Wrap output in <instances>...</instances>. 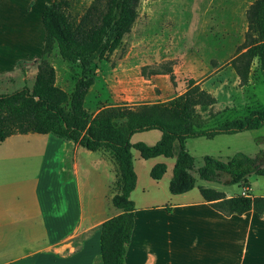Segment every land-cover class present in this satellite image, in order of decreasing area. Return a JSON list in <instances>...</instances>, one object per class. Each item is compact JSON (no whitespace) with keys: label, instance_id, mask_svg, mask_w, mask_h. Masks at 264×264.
Segmentation results:
<instances>
[{"label":"rangeland","instance_id":"rangeland-1","mask_svg":"<svg viewBox=\"0 0 264 264\" xmlns=\"http://www.w3.org/2000/svg\"><path fill=\"white\" fill-rule=\"evenodd\" d=\"M65 1L68 3L66 14L71 20H78L92 2ZM253 1L139 0L135 7V20L128 33L123 36L119 47L107 58L94 61L90 73L93 84L84 98V109L94 115L105 108L137 110L143 105L166 102L184 93L189 79L215 99L210 108L196 109L200 117L205 119L207 127H214L225 120L245 116L251 110L264 108V83L257 58L250 64L246 85L239 84L233 69L232 72H222L218 78L213 76L217 68L223 65L227 67L233 58L245 51L246 11ZM25 3L26 0H0V94L10 93L22 86L31 88L34 81L36 65L43 47L44 29L41 18L38 21L36 18L37 23L32 21V24L25 25L27 20L24 22L22 17ZM9 8L14 10L13 16L8 17L12 23L3 21V17L8 16L6 12ZM34 31L36 35L33 34ZM17 61H22L20 68L16 66ZM48 62L54 68L55 86L70 93L79 77L77 65L62 60L55 48L50 53ZM27 135L34 134H13L0 144V175H21L26 169L30 173L31 169L41 167L37 193L40 202H55V211H60L64 204L59 202V178L55 171L60 152L52 153L53 147H47L43 158L41 153L35 157V146L25 139ZM48 137L53 139L52 135ZM159 138L160 132L152 130L138 133L132 142L139 139V142L155 144ZM185 148L194 159L195 169L201 166L203 156L226 161L237 152L258 157L264 165V124L257 130L216 136L211 140L188 139ZM174 151L176 152V148ZM13 152L18 154L17 162L9 164L5 159ZM99 153L93 152L92 158ZM102 153L111 157L108 152ZM53 154L57 156L53 158ZM132 156L138 186L145 188L143 195L139 190L135 194L137 206L140 205L142 196L147 199L142 204L153 201L156 204L169 205L167 180L171 176L174 158L157 159L166 164L167 171L158 186H154L155 181L144 170V164H149L152 160H142L134 150ZM81 158L88 162V158ZM115 173L117 178L116 165ZM191 174L195 179L190 194L192 196H199L200 187L223 192L225 197L264 195V176L249 175L246 182L226 184L227 176L222 178L223 183H213L200 180L194 171ZM21 178L19 176V182ZM98 178L99 186L103 184V189L107 181L105 173L99 174ZM68 180L70 182L65 189L66 206L69 212L74 211L76 215L74 182L73 179ZM44 184L52 187L50 191L42 193L41 187ZM110 209L112 211V206L104 210V215H108ZM173 218L164 219L163 223L168 226L177 225L179 219ZM235 221L244 223L246 219H232L226 225L233 226ZM86 247L92 252L95 248L99 251V232L91 236Z\"/></svg>","mask_w":264,"mask_h":264},{"label":"trees","instance_id":"trees-1","mask_svg":"<svg viewBox=\"0 0 264 264\" xmlns=\"http://www.w3.org/2000/svg\"><path fill=\"white\" fill-rule=\"evenodd\" d=\"M139 0H92L78 20L66 14L65 0H52L41 12L44 29L42 51L36 65L31 88L22 86L10 93L0 94V143L13 134H51L71 141L90 152H108L117 169L111 188V205L119 211L99 226V254L102 264H124L125 248L134 226V203L130 198L135 188L132 150L143 160L156 157L173 158L168 192L182 195L191 191L195 179L226 184L246 182L249 175L264 176V165L258 157L242 152L226 161L203 156L202 164L194 168V159L185 148L187 139H213L259 129L264 124V108L251 110L247 115L225 120L207 127L197 108L211 107L214 97L187 81L179 96L166 102L140 106L137 110L112 107L91 115L83 107L84 98L93 84L90 76L95 60H103L121 44L130 30ZM247 32L245 51L230 61L240 85H246L252 60L259 61L264 83V0H254L246 11ZM59 57L77 65L79 77L70 93L55 86L54 68L48 62L53 49ZM22 61H17L20 68ZM157 130L159 140L153 145L132 144L133 134ZM176 148V152L174 151ZM164 163L149 170V177L158 181L165 173ZM204 202L225 216L242 215L250 210L264 213V197L232 196L210 188H198ZM169 208H166L168 210Z\"/></svg>","mask_w":264,"mask_h":264},{"label":"crops","instance_id":"crops-1","mask_svg":"<svg viewBox=\"0 0 264 264\" xmlns=\"http://www.w3.org/2000/svg\"><path fill=\"white\" fill-rule=\"evenodd\" d=\"M51 1L26 0L22 13L24 22L27 20L25 25L32 24V21L37 23L36 18L40 20L44 6ZM6 14L8 16L5 15L3 21L12 23L8 17L13 16L14 10L9 8ZM33 34L36 35V31ZM224 71L232 72V68L223 65L215 70L213 76L218 78ZM31 134L34 135H27L25 139L35 146V157L41 153L43 158L47 147H53L52 153L60 152L55 171L59 178V202L64 206L55 211V202H40L37 193L41 167L31 169L30 173L26 169L21 175H0V264H102L99 251L95 248L92 252L86 244L92 235L99 232L102 222L119 214L111 205V188L116 179L113 159L102 151H96L100 153L92 158L93 152L53 135L50 139L48 136L51 134ZM137 134L131 136L132 144L139 142V139L132 142ZM17 156L13 152L5 160L13 164L17 162ZM56 156L53 154V158ZM82 156L88 158L87 163ZM158 158L161 156L148 159L152 162L144 164L147 174L155 164L164 163ZM133 169L136 172L134 165ZM166 171L167 166L163 176ZM102 173L107 179L103 189L98 178ZM19 176H22L21 182ZM162 178L155 181L154 186H158ZM68 179L74 182L76 215L66 206ZM51 188L44 184L41 191L46 193ZM137 190L141 195L145 192L143 186H138L136 175L135 188L130 194L135 209L134 226L125 248L124 264H264V213L259 215L250 210L242 215L225 216L204 202L199 191V196L190 195L192 190L182 195L170 194L169 205L153 201L142 204L147 200L142 196L137 206ZM111 206L114 210L110 209L109 214L104 215V210ZM172 218L179 219V223L175 226L163 223L164 219ZM232 219L246 221H235L233 226H227V221Z\"/></svg>","mask_w":264,"mask_h":264}]
</instances>
